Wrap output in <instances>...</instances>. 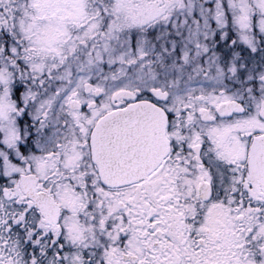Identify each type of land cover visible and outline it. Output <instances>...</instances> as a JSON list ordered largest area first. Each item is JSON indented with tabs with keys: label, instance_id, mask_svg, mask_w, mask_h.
<instances>
[{
	"label": "snow or ice",
	"instance_id": "obj_1",
	"mask_svg": "<svg viewBox=\"0 0 264 264\" xmlns=\"http://www.w3.org/2000/svg\"><path fill=\"white\" fill-rule=\"evenodd\" d=\"M0 264H264V0H0Z\"/></svg>",
	"mask_w": 264,
	"mask_h": 264
}]
</instances>
